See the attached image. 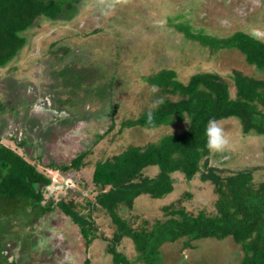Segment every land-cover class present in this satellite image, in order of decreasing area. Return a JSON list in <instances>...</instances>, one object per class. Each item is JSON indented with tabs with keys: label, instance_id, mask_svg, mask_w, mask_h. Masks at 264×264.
<instances>
[{
	"label": "rangeland",
	"instance_id": "obj_1",
	"mask_svg": "<svg viewBox=\"0 0 264 264\" xmlns=\"http://www.w3.org/2000/svg\"><path fill=\"white\" fill-rule=\"evenodd\" d=\"M74 7L69 20L36 19L23 33L26 46L0 68L1 141L51 180L42 193L45 202L54 204L49 214L33 218L26 207L17 212L19 218L0 224L3 264H85L86 259L114 264L108 248L116 226L95 204V165L130 147L144 150L188 127L187 118L153 129L126 125L159 101L173 98L151 86L148 77L173 70L186 84L197 73L217 74L229 86L231 98L236 93L234 74L264 81V73L246 64L237 50L214 51L187 39L177 27L217 39L243 32L264 42V0H76ZM219 124L229 143L222 152H210L209 166L221 177L249 171L255 186L264 182V136L244 135L235 118ZM46 137L54 140L51 145L44 142ZM21 139L25 145L19 148ZM84 151L78 168L70 167ZM44 152V158L35 159ZM157 173L156 167H148L142 174L153 178ZM172 178L171 194L159 200L142 195L131 209L120 208V216L139 230L166 220L168 210L184 209L193 216L216 213L212 182L201 181L199 174L190 181L180 173ZM59 202L71 204L92 223L96 238L88 248L80 228L57 207ZM116 250L143 264L136 262L129 239L123 238ZM242 257L241 246L230 237L182 238L161 248L162 264H239Z\"/></svg>",
	"mask_w": 264,
	"mask_h": 264
},
{
	"label": "trees",
	"instance_id": "obj_2",
	"mask_svg": "<svg viewBox=\"0 0 264 264\" xmlns=\"http://www.w3.org/2000/svg\"><path fill=\"white\" fill-rule=\"evenodd\" d=\"M75 1L0 0V68L13 61L26 46L23 33L36 19H72L76 11ZM177 27L187 39L214 51L237 50L244 56L246 64L264 73V42L254 36L236 32L230 37L217 39L194 34L183 25ZM232 77L236 89L234 98L230 96L227 83L217 74L197 73L183 84L177 80L173 70H161L146 79L165 96L173 98L159 101L154 109L145 111L136 121L126 125L153 129L183 122L187 118L188 127L181 133L163 136L157 144L144 150L130 147L112 160L95 165L92 174V183L98 189L95 204L110 216L116 226L112 246L108 248L114 264H136L116 250L123 238L133 243L136 262L162 264L161 248L164 244H173L182 238L194 242L227 237L242 248L243 257L239 264H264V182L255 186L249 171L221 177L209 166L206 158L211 151L206 147L204 129L210 118L218 122L235 118L239 120L244 135L264 136V81L239 73ZM84 153L75 157L70 167L78 168ZM148 167L158 169L155 177L143 176V170ZM175 173L182 174L187 181L199 174L201 181L212 182L218 195L216 213L208 216L199 211L193 216L184 209L168 210L166 214L169 217L151 228L145 225L139 230L132 228L120 216L119 209H131L142 195L159 200L171 194L174 190L172 175ZM49 184L44 175L0 146V224L13 216L19 218L17 212L26 207L31 208L33 218L51 213L53 201L42 204L44 198L40 188ZM56 205L80 228L88 248L96 238L92 223L71 204L59 202ZM85 264H90L89 259Z\"/></svg>",
	"mask_w": 264,
	"mask_h": 264
},
{
	"label": "clouds",
	"instance_id": "obj_3",
	"mask_svg": "<svg viewBox=\"0 0 264 264\" xmlns=\"http://www.w3.org/2000/svg\"><path fill=\"white\" fill-rule=\"evenodd\" d=\"M155 88V86H153ZM206 138V147L211 152H222L228 145V140L225 137L224 130L219 122L210 118L204 129Z\"/></svg>",
	"mask_w": 264,
	"mask_h": 264
},
{
	"label": "flooded vegetation",
	"instance_id": "obj_4",
	"mask_svg": "<svg viewBox=\"0 0 264 264\" xmlns=\"http://www.w3.org/2000/svg\"><path fill=\"white\" fill-rule=\"evenodd\" d=\"M2 109V107H0V110ZM51 112V111H50ZM34 119H35V121H38V123L41 125V126H43V123L41 122L42 120H39L36 116L35 117H33ZM31 118H29V120H30ZM25 124H27V123H25ZM24 124V125H25ZM0 126H1V124H0ZM70 137H72V136H70ZM7 138L10 140V141H12V142H14L15 141V139H16V137L15 136H13L12 134H8L7 135ZM67 139V138H66ZM64 140V139H63ZM22 139L20 140V141H18V142H20V143H18V145H19V148H22V147H24V145H25V142H24V140L22 141ZM53 139L52 138H50V137H46V139H45V143L46 144H49V145H51L52 143H53ZM63 142H65V140L63 141ZM15 143H16V141H15ZM0 146H2V147H4V148H6V149H8V150H10L12 153H14V154H16V155H18L21 159H22V162H24L25 164H28L29 166H31L32 168H34V170H35V172H37V173H39V174H42V173H40V172H38L37 171V169H36V167H35V165L34 164H32L31 162H30V160H28V159H26L25 157H23V155H20L19 153H17V151L15 150V149H12V148H10V147H8V146H6V145H4L3 143H2V141H1V137H0ZM85 152V151H84ZM45 153L46 152H44V154L42 153V155H40V153H39V155L37 154L36 155V157H35V159L37 160H41L42 158H44V155H45ZM50 154H52V152H50ZM78 156V155H77ZM76 156V157H77ZM42 157V158H41ZM75 158V157H74ZM73 158V159H74ZM72 159V160H73ZM71 160V161H72ZM50 165V164H49ZM50 166H52V165H50ZM53 167V166H52ZM50 169H53V168H50ZM42 175H44V174H42ZM45 176V175H44ZM45 178H47L49 181H50V183H51V180L48 178V177H46L45 176ZM50 185V184H49ZM49 185H46V186H40V188H41V190H42V188H48L49 187ZM66 188H68L67 186H66ZM43 198H44V196H43ZM48 201H50V200H48ZM47 202V201H46ZM42 204H45V201H43L42 202Z\"/></svg>",
	"mask_w": 264,
	"mask_h": 264
}]
</instances>
